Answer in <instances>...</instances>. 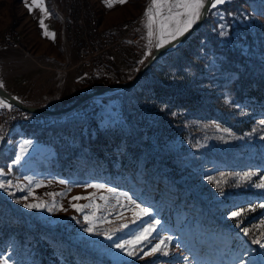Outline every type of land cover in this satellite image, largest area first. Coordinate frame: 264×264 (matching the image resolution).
<instances>
[{
	"label": "rangeland",
	"instance_id": "obj_1",
	"mask_svg": "<svg viewBox=\"0 0 264 264\" xmlns=\"http://www.w3.org/2000/svg\"><path fill=\"white\" fill-rule=\"evenodd\" d=\"M98 1L37 0L42 12L29 10L33 0H0V84L28 81L26 99L16 96L56 110L130 79L159 31L172 28L159 21L166 0H141L143 15L124 20L142 19L136 49H123L126 69L106 53L113 68L93 72L77 63L100 35L88 28L91 9L101 19ZM186 44L202 68L199 86L220 95L241 132L202 112L197 133L138 146L123 135L138 126L127 118L139 99L134 89L86 99L95 111L82 105L57 115L0 98L8 105L0 106V264H264V187L257 186L264 183V88L256 83L264 82V0L210 7ZM63 47L76 59L63 57ZM67 61L59 89L56 69ZM96 129L109 137L101 153L91 144ZM114 132L118 141L110 142ZM228 161L246 168L231 177Z\"/></svg>",
	"mask_w": 264,
	"mask_h": 264
},
{
	"label": "trees",
	"instance_id": "obj_2",
	"mask_svg": "<svg viewBox=\"0 0 264 264\" xmlns=\"http://www.w3.org/2000/svg\"><path fill=\"white\" fill-rule=\"evenodd\" d=\"M186 41L178 48L160 57L161 63L157 59L144 72L138 82L130 87L137 91L139 99L134 105L135 111L129 112L127 118L130 124L134 119L138 126L133 127L129 133L123 132L126 142H131L134 139L136 140L135 145L142 146V144L151 143L153 140H165L177 136L180 138L187 133L195 134L202 129V126L196 123V118L199 116L202 118V112L205 115L222 119L229 127L238 132L242 131V125L237 124V117L232 115L230 108L222 101L220 95L214 91H204L199 86L202 83L200 77L202 68L195 57L187 55ZM256 83L264 88V82L256 81ZM86 104L80 103L76 109L82 105L87 108L92 106ZM84 108L86 109V107ZM80 115L90 117L95 114L80 113ZM44 116V119L50 117ZM33 123L37 124L36 121ZM242 124L244 126V123ZM107 136L105 130L96 129L91 144H95L98 153L103 152L104 148L101 147V144L109 142ZM112 136L114 138L110 142L118 141L117 133L114 132ZM225 168L227 172H232L230 176L234 177L241 168H246V163L228 161ZM248 231L253 232L254 229ZM256 235L255 232L252 234V236ZM246 238L250 242H254L249 236Z\"/></svg>",
	"mask_w": 264,
	"mask_h": 264
},
{
	"label": "water",
	"instance_id": "obj_3",
	"mask_svg": "<svg viewBox=\"0 0 264 264\" xmlns=\"http://www.w3.org/2000/svg\"><path fill=\"white\" fill-rule=\"evenodd\" d=\"M210 3H208V0H205L204 8L201 9V14L199 18H197L194 22V24L189 27L186 31H184L181 35H177L175 38L171 39L170 41H167L161 46H155L150 53V55L139 65L138 69L136 70L135 74L128 80L124 81H116L108 85L94 87L90 89L86 94L79 97L76 101H74L72 104L62 108V109H56V110H50L45 109L41 106L37 105H27L24 102L21 101L16 95L12 94L10 91H8L2 84V87H0V98L4 101L20 106L23 109L33 111V112H41V113H48V114H62L64 112H67L75 107H77L80 103L84 102L86 99L91 97H96L100 95H106L110 94L122 89H127L132 86H134L138 80L141 78V76L144 74V72L160 57L165 55L166 53L178 48L180 45H182L187 38L196 31L200 25L202 24L205 15L210 8Z\"/></svg>",
	"mask_w": 264,
	"mask_h": 264
},
{
	"label": "crops",
	"instance_id": "obj_4",
	"mask_svg": "<svg viewBox=\"0 0 264 264\" xmlns=\"http://www.w3.org/2000/svg\"><path fill=\"white\" fill-rule=\"evenodd\" d=\"M107 2L111 3L112 6L111 7L106 6V0H104L102 3L99 1L97 2V5L99 6V10L101 11V13H99L101 16V19L97 21H95L94 19L95 12L94 10L91 9L93 18L90 21V25H88V28L91 26L93 33L98 32L97 34H99L101 33L100 31L106 30L110 26L128 19V17L142 16L144 13L142 6H141V0H124L123 3H121L120 0H107ZM140 24H142V19L141 20L139 19L137 23L135 24L136 31L138 33L139 31H141V29L139 28ZM62 37H63V34H62ZM62 37L60 36V42H62ZM136 45H137V42H135L134 49H136ZM65 50L66 49H64L63 47V53H62L63 57L65 54V58H66L68 54V57L70 59H76L72 56V51L70 47L68 49V53H67V50L66 51ZM48 55L54 56V53H50V54L48 53ZM66 63H68V61L61 64L60 68L56 69L58 70L57 74H58V88L59 89L63 85L64 78L66 75V70L68 69V66H66ZM128 63H129L128 64V68H129L132 65V63H134V61L133 62L129 61ZM113 65H114L113 60L108 55H105L104 68H106L107 72H109V70L113 68ZM83 69H84L83 75L87 76L88 74H90V72L88 71L90 68L88 70L86 68H83ZM1 84L11 93L22 97L23 100L26 99L24 97V93H25L24 87L28 86L29 84L28 81L25 84H19L18 82L8 83V81L7 82L2 81Z\"/></svg>",
	"mask_w": 264,
	"mask_h": 264
},
{
	"label": "built area",
	"instance_id": "obj_5",
	"mask_svg": "<svg viewBox=\"0 0 264 264\" xmlns=\"http://www.w3.org/2000/svg\"><path fill=\"white\" fill-rule=\"evenodd\" d=\"M134 27L135 21L127 20L114 24L107 31L101 32L100 35H98L97 42L89 45L84 56L77 64L80 63L83 66L91 68L93 72H96L103 68V57L106 53H109L115 60L119 69H126V51L123 49H125L124 47L126 46H132L136 42L138 35ZM127 35L129 36L126 37ZM13 39L17 40L18 36H13ZM89 111H95V108L91 107ZM15 115H18L20 119H26L27 117L22 111H18Z\"/></svg>",
	"mask_w": 264,
	"mask_h": 264
},
{
	"label": "snow or ice",
	"instance_id": "obj_6",
	"mask_svg": "<svg viewBox=\"0 0 264 264\" xmlns=\"http://www.w3.org/2000/svg\"><path fill=\"white\" fill-rule=\"evenodd\" d=\"M120 2L123 3L124 0H120ZM223 2H224V0H215V2L212 3V0H208V3H210L211 7H213V8L216 7L217 4H221ZM204 4H205V0H191V2H189V3L175 5V7H180V8L186 9V12L183 15H185L187 18L184 21H182L180 24H178V26L174 30L167 32V35L175 38L177 35H181L184 31H186L192 25V23H194V21L197 18H199L200 14H201V9L204 8ZM26 6L29 7V10H31V7L32 6H35V7H39L42 12L45 11V9L43 7V4L42 3H38L37 0H33V5H26ZM106 6L111 7L112 5H111V3H108L107 0H106ZM152 7L153 8H156L157 5L155 3H153ZM149 19L151 20L152 17L149 16ZM40 23H41V27L42 28H45L44 23H43V20H41ZM44 34L46 36H49V37L52 36V34L49 33L46 30V28H45ZM150 35H151V33H150ZM157 46H159V45H157ZM0 87H2V85H0ZM0 106L8 107V105H4L2 102H0ZM257 186L258 187H264V183H261V184H259ZM0 187H3V185H0ZM74 199H80V197H74ZM26 207H37V205H31L30 204V205H26ZM141 212H143V213L146 214L147 213V210L146 209H141ZM231 215L233 217H238V216L241 215V212L235 211V212H232ZM90 230L91 229H89V231ZM147 231H148V229H145V232H147ZM142 237H143V234L141 235V237H137L136 241H129L128 243L129 244L136 243ZM256 242L259 243V241H256ZM262 246H264V245H262ZM118 247L123 248L124 245H118ZM155 250L156 249H154V251ZM128 254L129 255H132L131 252H129Z\"/></svg>",
	"mask_w": 264,
	"mask_h": 264
},
{
	"label": "bare ground",
	"instance_id": "obj_7",
	"mask_svg": "<svg viewBox=\"0 0 264 264\" xmlns=\"http://www.w3.org/2000/svg\"><path fill=\"white\" fill-rule=\"evenodd\" d=\"M189 2H191V0H166L165 1V7L166 8L164 9L162 14L160 15L159 21L160 22H162V21L163 22H166V21L171 22L172 28L170 31L174 30L178 26V24H180L182 21H184L187 18L185 15H183L186 12V9L180 8V7H175V5L189 3ZM214 2H215V0H212V3H214ZM193 24L194 23H192V25ZM161 32L162 31L160 30L158 33V37H157V45H159V46H161L164 43H166L167 41H170L171 39H173V37H171L167 34L164 35Z\"/></svg>",
	"mask_w": 264,
	"mask_h": 264
}]
</instances>
